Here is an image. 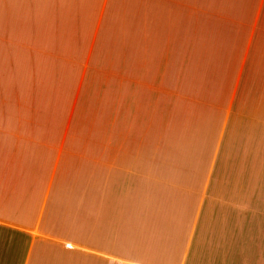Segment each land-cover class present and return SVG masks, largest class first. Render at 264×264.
Instances as JSON below:
<instances>
[{"label": "crops", "instance_id": "crops-1", "mask_svg": "<svg viewBox=\"0 0 264 264\" xmlns=\"http://www.w3.org/2000/svg\"><path fill=\"white\" fill-rule=\"evenodd\" d=\"M0 264H264V0H0Z\"/></svg>", "mask_w": 264, "mask_h": 264}, {"label": "rangeland", "instance_id": "rangeland-1", "mask_svg": "<svg viewBox=\"0 0 264 264\" xmlns=\"http://www.w3.org/2000/svg\"><path fill=\"white\" fill-rule=\"evenodd\" d=\"M92 119L93 122L95 120H98V115L95 114V112H92ZM139 126L137 128H134V133L137 134H162L163 133V124L162 119L159 117L157 112L155 111H149L145 108L140 109L139 111ZM93 133H99V128L95 125L92 126ZM126 133V129H125Z\"/></svg>", "mask_w": 264, "mask_h": 264}]
</instances>
